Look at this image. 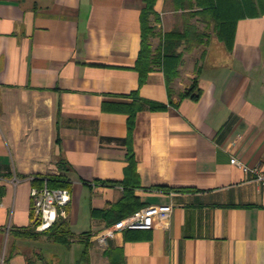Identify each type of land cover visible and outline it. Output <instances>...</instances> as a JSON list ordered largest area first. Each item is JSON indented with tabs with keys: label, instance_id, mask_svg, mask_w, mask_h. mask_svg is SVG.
Segmentation results:
<instances>
[{
	"label": "crops",
	"instance_id": "0c3cea01",
	"mask_svg": "<svg viewBox=\"0 0 264 264\" xmlns=\"http://www.w3.org/2000/svg\"><path fill=\"white\" fill-rule=\"evenodd\" d=\"M143 7L144 0H0V264L45 263V237L12 232L32 226L30 178L46 175L71 185L67 264H109L104 252L115 250L124 264H264V188L230 163L264 171V14L238 20L231 51L212 23L198 22L203 38L180 49L170 105L163 72L139 85ZM154 9L163 33L179 25L182 12L168 2ZM196 76L199 100H181ZM133 92L167 109L136 113L131 170L120 108ZM126 187L142 208L171 206L169 227L118 232L103 248L92 242L81 261L82 235L94 241L116 223L105 215Z\"/></svg>",
	"mask_w": 264,
	"mask_h": 264
},
{
	"label": "trees",
	"instance_id": "16d2710c",
	"mask_svg": "<svg viewBox=\"0 0 264 264\" xmlns=\"http://www.w3.org/2000/svg\"><path fill=\"white\" fill-rule=\"evenodd\" d=\"M164 0L171 5L173 11H181V22L178 26L159 34L160 43L156 49H153L151 39L157 35V29L154 24L160 23V16L155 11L154 6L157 0H144V7L141 11V50L137 59L135 70L139 74V85H143L147 76L156 70L163 72L166 80L169 94V104H173L172 85L179 76V66L182 62V53L180 49L183 46H192L195 40H202L203 35L197 31L196 22L204 24L212 23L216 37L224 43L228 51L232 50L235 29L238 20L246 17H259L264 14L263 0ZM196 22L192 20L197 18ZM202 94L199 88L198 76L194 77L187 89L179 93V98L198 101ZM133 102L130 105H121V110L128 115V159L130 160V169H134V159L131 148V137L134 127L135 115L139 110L148 109L152 111H163L167 109L164 104L145 101L139 98L137 92L131 94ZM47 184L50 189L66 188L71 185L68 180L61 175L34 176L33 185L43 186ZM124 198L112 206L106 212V218L115 216V222L128 217L135 211L142 208L138 204L132 191L127 189ZM4 195V190L0 187V196ZM139 231V230H135ZM134 232V231H128ZM13 237L29 240H37L45 237L50 243L69 248L73 244L75 235L71 232L67 219H59L56 224L45 232H36L32 226L19 231L12 232ZM83 252L81 261L88 262V251L92 246L91 235L86 233L82 235ZM129 234H127L128 238ZM109 264H124L121 250L105 251Z\"/></svg>",
	"mask_w": 264,
	"mask_h": 264
},
{
	"label": "built area",
	"instance_id": "2783aa9c",
	"mask_svg": "<svg viewBox=\"0 0 264 264\" xmlns=\"http://www.w3.org/2000/svg\"><path fill=\"white\" fill-rule=\"evenodd\" d=\"M230 163L241 169L245 174L252 176L253 180L264 188V171L259 166L249 167L231 158ZM34 178H30L32 182ZM71 202L69 189H50L47 184L43 186L33 185L30 189V213L31 224L36 232H45L52 228L61 218L67 217V208ZM172 215L171 206H147L135 211L114 225L106 227L102 232L94 235V241L101 246H107L109 239L122 231H149L157 223L164 228L170 225Z\"/></svg>",
	"mask_w": 264,
	"mask_h": 264
},
{
	"label": "rangeland",
	"instance_id": "374dc122",
	"mask_svg": "<svg viewBox=\"0 0 264 264\" xmlns=\"http://www.w3.org/2000/svg\"><path fill=\"white\" fill-rule=\"evenodd\" d=\"M171 17H172V21H176L178 19L175 15H174V18H173V16H171ZM180 22H179V24H180ZM197 25H198V23L196 22V26ZM156 29H157V35L152 40V43L154 42V48L153 49H156L159 46V43H160L159 34L163 33L161 28H156ZM91 242H93L95 245H99L95 241H91ZM50 245H52V243H50ZM50 245L46 249V253L47 252L48 253H47V258H45V263H43V264H59V262H58L59 260H63L62 264H67L65 261H67V259H70L71 257L65 251L66 249L63 246H60V245H57V244H53V246H50ZM99 246L101 248L105 247V246H101V245H99ZM79 249H82V246L80 244L77 247L78 251H79ZM39 264H42L41 261L39 262ZM77 264H78V262H77Z\"/></svg>",
	"mask_w": 264,
	"mask_h": 264
}]
</instances>
